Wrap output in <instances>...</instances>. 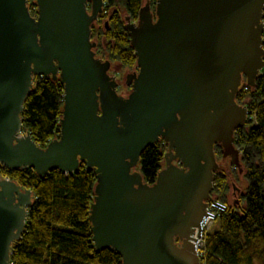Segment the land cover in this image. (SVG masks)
Instances as JSON below:
<instances>
[{
  "label": "water",
  "instance_id": "obj_1",
  "mask_svg": "<svg viewBox=\"0 0 264 264\" xmlns=\"http://www.w3.org/2000/svg\"><path fill=\"white\" fill-rule=\"evenodd\" d=\"M34 1L36 16L27 0H0V164L40 177L84 164L96 179L95 251L111 248L122 264H200L190 235L212 197L214 145L242 172L234 132L249 111L236 94L264 66V0H155L154 13L143 4L136 22L126 17L138 68L126 96L91 40L104 0ZM34 75L63 86L59 134L44 147L22 132ZM158 139L165 166L149 184L137 166ZM31 203L30 189L0 178V264H10Z\"/></svg>",
  "mask_w": 264,
  "mask_h": 264
},
{
  "label": "trees",
  "instance_id": "obj_2",
  "mask_svg": "<svg viewBox=\"0 0 264 264\" xmlns=\"http://www.w3.org/2000/svg\"><path fill=\"white\" fill-rule=\"evenodd\" d=\"M142 4L143 0H104L99 17L106 21L97 31L105 39L110 60L125 66L136 63L119 8L134 21ZM34 5L29 6L31 15L36 13ZM112 6L115 10L108 13ZM32 82L21 111L22 131L44 147L59 134L63 86L36 75ZM236 101L249 111L244 125L234 133L246 185L235 203L219 214L218 227L208 232L200 264H264V73L257 75L253 86L243 81ZM166 145L158 139L141 152L137 169L144 182L153 183L163 167ZM0 175L32 194L25 228L11 245L10 264H122L111 248L95 251L88 219L96 182L92 169L80 164L72 174L52 169L40 177L29 167L0 168ZM227 192V175L217 170L211 195L226 203Z\"/></svg>",
  "mask_w": 264,
  "mask_h": 264
},
{
  "label": "rangeland",
  "instance_id": "obj_3",
  "mask_svg": "<svg viewBox=\"0 0 264 264\" xmlns=\"http://www.w3.org/2000/svg\"><path fill=\"white\" fill-rule=\"evenodd\" d=\"M146 2H149L150 9L154 13L155 0H143V4H145ZM30 3L35 4V2L34 3L30 2ZM119 9H120L121 17L126 24L127 14L121 8H119ZM89 10H90V8H89ZM114 10H115V6H112L109 10H107V12L111 13ZM104 21H106L105 18L98 17V19L93 22V25H92L93 29L91 32L93 34H91V40L96 42V47L94 48V50L96 52V56L103 59V60L107 59L111 62V67H110V70L108 73L110 75L115 76V78L118 82L117 92L123 96H126L130 91V87L125 84V76L127 73H131L134 69H137L136 63L132 66H127V65L125 66L117 60H110L109 59L108 55L105 52V43H106L105 39L102 36H99L98 31H97V29L102 27ZM136 21L137 20H134V22H136ZM106 24H107V22H106ZM100 43L103 46H101ZM236 147L241 152V149L238 146H236ZM166 151H167V145L164 147L163 154ZM216 160H217L219 166L221 167V168H219V170L223 171L227 175L228 192H227L226 203L227 204H233V203H235L236 198H238L240 193L244 190V187L246 185V182L243 178V172L239 173V170L237 169V167H235L234 165H231L229 163V160L222 161L220 152L216 153ZM164 166H165V160L163 161V167ZM242 171H243V167H242ZM240 176H241V178H240ZM217 218H218V216L216 217L215 221L211 225L210 230L216 229L218 227V223H216Z\"/></svg>",
  "mask_w": 264,
  "mask_h": 264
},
{
  "label": "built area",
  "instance_id": "obj_4",
  "mask_svg": "<svg viewBox=\"0 0 264 264\" xmlns=\"http://www.w3.org/2000/svg\"><path fill=\"white\" fill-rule=\"evenodd\" d=\"M32 8L37 12V8L36 5L32 6ZM262 24H263V31H262V39L264 41V6L262 9ZM263 47H264V43H263ZM264 73V66L259 70L258 74H263ZM0 168H6L4 167L2 164H0ZM0 178H8L7 176H1ZM223 206H219L215 203ZM211 200H207L206 201V209H205V213H207V215L203 214L201 220L199 221V225H200V235L197 236V229H199L198 226L194 227L193 230V234H191V237L197 238L195 241L190 239V241L194 244V252H196L195 254H197V256L200 257L203 255L204 253V249H205V239L206 236L211 228V225L213 224V222L215 221L216 217L219 216L220 213L224 212L227 210L228 208V204L219 200L216 197H211Z\"/></svg>",
  "mask_w": 264,
  "mask_h": 264
},
{
  "label": "flooded vegetation",
  "instance_id": "obj_5",
  "mask_svg": "<svg viewBox=\"0 0 264 264\" xmlns=\"http://www.w3.org/2000/svg\"><path fill=\"white\" fill-rule=\"evenodd\" d=\"M30 2H32V3H34L35 1L34 0H27V6H28V8H29V6L31 5V3ZM35 6V5H34ZM89 8H90V3L87 5V9L89 10ZM103 13V12H102ZM36 14L37 13H34L32 16H36ZM99 17V16H98ZM91 32H92V29H91ZM95 51V50H94ZM95 55H96V52H95ZM97 57V56H96ZM99 58V57H98ZM101 59V58H100ZM103 60V59H102ZM110 67H111V64H110ZM137 67V66H136ZM109 70H110V68H109ZM138 70V68L137 69H134L132 72H134V71H137ZM109 72V71H108ZM125 78H126V76H125ZM125 84L127 85V86H129L130 87V90H131V85L130 84H127L126 83V81H125ZM130 92V91H129ZM240 104V103H239ZM241 105H243V104H241ZM235 133V132H234ZM234 143H235V140H234ZM217 152H220V154H221V159H222V152H221V147H220V145L219 144H215L214 145V153H215V156H216V153ZM226 160H228V158H226V159H222V161H226ZM219 165V164H218ZM219 168H221L220 166H219ZM219 170V169H218Z\"/></svg>",
  "mask_w": 264,
  "mask_h": 264
}]
</instances>
